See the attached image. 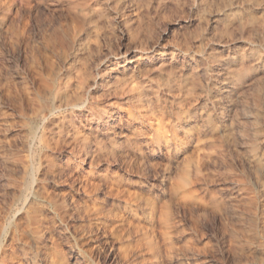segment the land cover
<instances>
[{"label":"rangeland","instance_id":"rangeland-1","mask_svg":"<svg viewBox=\"0 0 264 264\" xmlns=\"http://www.w3.org/2000/svg\"><path fill=\"white\" fill-rule=\"evenodd\" d=\"M0 264H264V0H0Z\"/></svg>","mask_w":264,"mask_h":264},{"label":"bare ground","instance_id":"bare-ground-1","mask_svg":"<svg viewBox=\"0 0 264 264\" xmlns=\"http://www.w3.org/2000/svg\"><path fill=\"white\" fill-rule=\"evenodd\" d=\"M119 3H120V2H119ZM70 9H71V8H70ZM131 44H132V43H131ZM131 48H132V47H131ZM135 50H136V49H135ZM133 54H135V53H133ZM136 60H137V59H136ZM138 63H139V62H138ZM155 67H156V66H155ZM149 71H150V70H149ZM143 74H144V73H143ZM140 75H141V74H140ZM82 76H83V75H82ZM90 81H91V80H90ZM128 82H130V80H129ZM131 82H132V80H131ZM131 82H130V83H131ZM90 85H91V84H90ZM131 85H132V84H131ZM87 86H89L88 81H87V83H85V87H87ZM115 86H116V84H115ZM118 86H120V85H118ZM135 86H136V85H135ZM85 87H84V89H85ZM91 87H92V86H91ZM111 87H112V86H111ZM129 87L132 88V86H129ZM142 87H143V86H142ZM116 89H117V88H116ZM121 89H122V88H121ZM138 89H139V88H138ZM85 90H86V89H85ZM136 90H137V89H136ZM140 90H141V89H140ZM82 92H84V91H82ZM120 92H121V91H120ZM151 92H152V91H151ZM85 93H86V92H85ZM103 93H104V92H103ZM106 93H107V92H106ZM106 93H105V94H106ZM79 94H80V93H79ZM108 95H109V94H108ZM123 95H124V94H123ZM123 95H122V96H123ZM142 95H143V94H142ZM147 95H148V94H147ZM110 96H112V94H111ZM106 97H107V96H106ZM108 97H109V96H108ZM113 97H114V95H113ZM117 97H118V96H117ZM137 97H138V96H137ZM128 101H129V100H128ZM152 101H154V98H153ZM143 104H144V103H143ZM150 104H151V103H150ZM152 105H153V104H152ZM69 106H70V105H69ZM75 106H77V105H74V107H75ZM71 107H72V106H71ZM74 107H73V108H74ZM77 107H80V106H77ZM150 107H151V106H150ZM150 107H149V108H150ZM75 108H76V107H75ZM116 109H117V108H116ZM72 135H73V134H72ZM78 143H79V141H78ZM75 144H76V143H75Z\"/></svg>","mask_w":264,"mask_h":264}]
</instances>
